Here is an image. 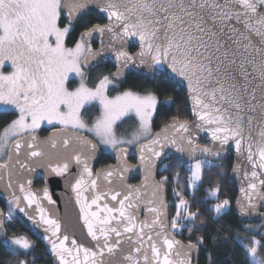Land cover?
I'll return each mask as SVG.
<instances>
[{"label":"snow or ice","instance_id":"snow-or-ice-1","mask_svg":"<svg viewBox=\"0 0 264 264\" xmlns=\"http://www.w3.org/2000/svg\"><path fill=\"white\" fill-rule=\"evenodd\" d=\"M91 2L0 0V67L7 61L13 69L9 74L0 72V111L18 112L16 119L0 133V154L5 151L19 154L22 148H26L29 158L48 156L50 171L57 176L64 175L69 163H53L37 142V137L31 135L45 120L49 124L56 121L65 129H87L99 138L101 144L118 149V166L102 169L95 176L89 158H83L81 152L72 157L83 166L72 189L76 193L87 236L95 242L94 247L78 244L75 239L71 240L72 246L69 247L66 243L69 237H60V221L49 215L41 197L24 183L19 184L22 197L13 193L9 204L34 224L45 226V232L50 233L45 239L59 264H110L105 261V255L115 256L122 251L124 242L129 243L130 250L122 256L123 264H192L190 252L197 245L191 240L185 245L169 234L168 225L162 219L165 215L162 200L160 206L148 208L154 214L150 223L138 221L132 210L141 201V187L147 185L148 175L155 168L156 161L165 155L166 147L190 156L197 152L219 156L220 152L195 143L192 135L188 134L189 123L174 120L148 143L140 145V166L148 173L144 185H123L125 173L131 165L124 159L127 150L119 146L151 134V118L156 110L157 97L153 93L141 95L133 91L109 97V86L114 84L116 76L121 75L119 69L111 78L104 75L94 88H90L85 83L81 61L87 62L89 58L102 54L103 40L101 51L94 52L90 38L94 33L101 37L107 33L113 42L130 39L139 42L140 51L136 56L123 48H115L114 43L109 44L117 63L128 67L139 59L140 65L148 63L153 69L167 65L171 73L187 81L193 111L200 122L196 127L208 131L214 143L224 146L233 141L238 154L246 152L251 172H244L248 183L240 189L246 204L240 200L237 204L240 213L247 215L256 211L257 200L264 201V191H261L264 189V0H127L126 3L105 0L98 7L106 14L108 23L96 24L81 32L74 46L67 47L65 38L73 30V21ZM64 11L68 23L61 27L58 22ZM69 73L81 77L79 87L72 91L65 86ZM93 101L99 102L101 114L89 128L80 113ZM133 112L140 121L138 132L132 140L117 138L114 131L116 122ZM254 122L261 125L255 140L252 137ZM25 136L29 142L24 140ZM75 139L95 153L97 145L80 137ZM63 144L67 147L70 139L65 138ZM51 146L55 148V142ZM204 164V161L196 160L190 165L188 181L191 187L195 188L201 181ZM0 168L6 169L8 164H0ZM234 171H239V167ZM114 180L121 182V191L100 189L99 181L112 185ZM166 182L167 177L158 184L153 182L154 197ZM27 183L30 185L31 180ZM89 191L91 198L85 195ZM219 191L217 186L210 189V194L216 196ZM176 195L179 203L176 215L171 219L172 232L181 227L182 214L185 220H195L199 215L198 211L190 210L189 202L180 193ZM109 197L117 202L118 207L110 206ZM43 198L55 203L47 188L43 189ZM22 201L25 202L24 207H21ZM145 203L152 205L153 201ZM229 204L228 199L220 200L213 205V210L221 214ZM33 206L39 216L38 221L25 210ZM0 217H4L0 218V233H3L6 231L5 219L11 221L13 217L10 213L6 217L0 213ZM238 240L251 258V264H264V260L258 259V251L264 247L261 240L253 237L246 244L242 238ZM9 241L16 251L33 247L25 235H13ZM198 242L202 243L203 237H199ZM19 264L29 262L21 260Z\"/></svg>","mask_w":264,"mask_h":264},{"label":"water","instance_id":"water-1","mask_svg":"<svg viewBox=\"0 0 264 264\" xmlns=\"http://www.w3.org/2000/svg\"><path fill=\"white\" fill-rule=\"evenodd\" d=\"M119 3H126L127 0H116ZM223 2V0H222ZM105 0H92L89 4L88 8L83 10V13L77 14V18L73 21L81 20L86 15H92L96 19H100L104 21V23L100 25H105L108 23V19L106 14L99 10L100 5H103ZM264 11V9H262ZM62 17L68 22L66 11L62 12ZM96 25V24H94ZM92 27V26H91ZM90 27V28H91ZM86 31V30H85ZM101 40H103V51L100 56L96 58H89L87 62L82 60V68L86 71L93 70L96 67L109 63L113 66L114 71L111 74L117 73L118 69L121 75L116 76L114 81H122L123 77L127 74H136L143 76L145 78L152 76L155 73L162 74L167 80H169L172 84L182 89L185 93L186 105L189 112L188 119H171L164 125H162L159 129L154 131V134L149 139H153L155 134L160 132L161 129L165 128V126L176 121H187L190 125V130L188 134H191L195 143L204 147L202 142L207 144V147L211 148L214 152L219 151V156H213L209 154L195 153L190 156L188 153H178L172 147H166L164 149L165 155L156 161L155 168L152 170L151 174L145 171L143 167L140 166L139 161V148L140 145L148 143L149 140L139 144L133 150L126 149V156L124 159L127 164L131 165V168L127 173H125V180L123 181V185H130L133 187L143 186L145 182V176L148 175V183L146 186L141 187L142 199L139 202L137 207H134L133 214L137 217L138 221H148L149 223L154 218V214L148 211L149 207L160 206L161 200L163 201V212L164 216L162 219L164 223L168 225L169 234L173 235L170 231V221L168 216V206L166 201V192L164 185L162 186V191L158 192L154 197L152 195L154 191L153 182L159 183L160 181L157 179V171L158 168L168 160H176L182 163H189L195 159H207L211 162H220L225 160L228 154H232L233 157V165L230 172V178L237 187V196L233 205V211L236 217L242 221H258L262 214L264 213V201L257 200V208L254 212H249L247 215H242L239 211V205L237 201L240 200L241 203H245L243 200V193L240 191L241 187H246L248 181L244 178V172H251V166L247 162L246 152L241 155L238 154L233 141H230L227 145L221 146L218 142H213L211 140L210 133L206 130H202L196 127L199 124V120L193 111L194 105L193 100L191 98V93L187 87V81L182 80V78L176 76L171 73V70L167 67V65L157 66L155 69L150 68L148 63L143 65L139 64V59L136 60L134 64H129L128 67H124L122 63H117L111 48L108 47L109 44L114 43L115 48H123L130 55L136 56L140 51L139 42L136 39H130L125 42L116 41L113 42L111 36L107 33L104 34L103 37L100 36L99 33H94L92 38H90V42L97 45L94 52L101 51ZM134 49L133 52H130L129 49ZM259 95V93H258ZM260 123L254 122L252 127V137L253 139L258 138V133L260 130ZM67 133V135H65ZM31 135H35L37 137V142L44 149L46 153H48L51 157L53 163L59 162H68L69 168L68 171L62 175L57 176L50 171L48 168L49 157L45 156L44 158H29L27 155V149L22 148L19 154H16L14 151L7 155V160L5 163L8 164V168H0V201L3 203H7L12 199L13 193L16 196H21L22 193L19 191V184L24 183L26 187H30L31 191L36 192L41 197V203L45 209H47L49 215L53 218H56L60 221L61 224V232L60 237L63 238L64 235L69 237V240L66 242L69 247H71V240L75 239L77 243H83L86 247H94L95 242L91 241V238L87 236V229L84 226L83 220L80 216L79 205L76 203V193L72 189V185L75 183L76 179L79 178L80 173L82 172L83 166L78 165L72 157L76 152H81L83 158H89L88 162L92 169L93 175L100 172L102 169L108 167H117L119 164V160L117 158L116 149L111 154V163L106 165H98V160L100 159L102 152L99 149L97 143L91 138L89 135L71 129L65 128H53L48 131L47 134L41 135L38 132L31 133ZM171 135V132L169 133ZM246 135H247V126H246ZM75 137H80L83 140L91 141V143L97 145L95 153H92L88 150L86 145L81 144ZM65 138L70 139V144L65 147L63 144V140ZM24 140L28 141V137L25 136ZM55 142L56 147L53 148L51 145ZM11 147V144L9 148ZM11 154L12 159L9 160V155ZM19 161V162H17ZM21 165H25V167H21ZM239 167V171H234V168ZM31 180V184L28 185L27 181ZM40 183L39 186L36 183ZM11 183V187L9 184ZM100 184V189L102 191L107 192L109 188H113L116 191L122 190V185L119 180H114L112 185H107L103 181L98 182ZM47 188L48 193L52 198V201L55 203H49L47 199L43 198V189ZM264 191V189H261ZM86 196L91 198L92 193L86 192ZM148 200H152L153 204L148 205L145 202ZM108 202L110 206H117L116 201H111L110 197L108 198ZM25 206V202L22 201L21 207ZM29 215L35 216L36 220H39V216L35 211V206L32 208L25 209ZM0 213L5 214V209L0 204ZM14 219L29 233L35 240H37L43 247L44 252L49 258L50 264H59V261L56 259L54 254L51 252V245L48 240L45 239L46 236H49L50 233L45 232L44 225L34 224L33 221L29 220L24 213H21L19 209L15 206L13 208ZM4 218V217H0ZM5 225V224H4ZM176 239H178L175 236ZM179 240V239H178ZM184 243V242H183ZM1 244L4 247H8L7 239H3ZM185 245L187 243H184ZM196 244V243H194ZM197 247L191 250L190 255L192 257V264H198V257L202 252L201 246L196 244ZM130 250V245L128 242H124L122 244V251H118L115 256L105 255V261L110 262V264H123L122 256L126 254Z\"/></svg>","mask_w":264,"mask_h":264},{"label":"trees","instance_id":"trees-1","mask_svg":"<svg viewBox=\"0 0 264 264\" xmlns=\"http://www.w3.org/2000/svg\"><path fill=\"white\" fill-rule=\"evenodd\" d=\"M95 23H102L100 19L87 15L76 23L75 29L67 37V43L73 44L79 38L81 32L85 31ZM133 52L134 49H129ZM114 68L106 63L96 67L89 79V84L93 87L104 75H111ZM131 90L138 93H153L157 97V106L152 118V128L154 131L171 119H188L189 112L186 105L185 93L167 80L162 74L155 73L150 77H143L136 74H127L123 77L119 86L111 88L109 95L114 96L119 91ZM98 106L91 104L84 109V115L91 121L98 116ZM17 117L16 112H0V131L13 119ZM135 118L127 116L117 124V131L120 134H126L135 127ZM203 146H207L202 142ZM111 155L102 153L98 160V165L111 163ZM233 165L232 154H228L225 160L220 162H211L208 167L203 168L202 179L195 188H191L187 178L188 164L176 160H168L163 163L157 171V179L161 181L167 177L164 185L166 192V201L168 206V216L171 219L176 215L177 204L180 195L189 202L191 211H198L199 215L195 220L183 219V214L179 223L181 227L171 233L184 243L189 240L201 246L202 252L198 257V264H250L246 253L239 243L238 238L246 239L249 236L262 237L257 233L250 232L246 224H256L264 220V213L258 221H242L236 217L233 211V205L237 196V187L230 178V172ZM38 183L37 185H39ZM219 186L220 191L216 196L209 193V189ZM191 195V197H189ZM221 198L230 201L228 209L223 213L217 214L213 210L215 202ZM0 204L6 212L12 213L7 203ZM5 234L7 236L27 234V231L14 219L5 222ZM191 229V232H189ZM203 237V242H198V238ZM34 247L32 250L23 254L21 252L12 253L4 247L0 241V264H19V261L26 260L34 264H50L49 258L44 252L42 245L33 237ZM262 245H264V240ZM259 260H264V247L258 251ZM32 260V261H31Z\"/></svg>","mask_w":264,"mask_h":264},{"label":"rangeland","instance_id":"rangeland-1","mask_svg":"<svg viewBox=\"0 0 264 264\" xmlns=\"http://www.w3.org/2000/svg\"><path fill=\"white\" fill-rule=\"evenodd\" d=\"M86 30H87V29H86ZM109 76H110V75H109ZM74 78H75L76 80L79 79V81H81V77L78 76V75H76V77H74ZM110 78H111V76H110ZM113 85H114V84H113ZM113 85H110V86H109L108 91H109L111 88H116V86H113ZM74 87H78V86H74ZM89 87H90V88H94L95 86H93V87H92V86H89ZM125 91H128V90H125ZM129 91H131V90H129ZM122 92H124V91H119V92H118L116 95H114V96L109 95V92H107V95H108L109 97H115V96L121 94ZM136 93H138V92H136ZM139 94H141V95H145V94H148V93H145V94L139 93ZM91 104H95V105L98 106V111H99V113H98V116H97V117H95L93 120L89 121V120H87L88 117H87L86 115H84V109H85L87 106L91 105ZM91 104L85 105V106L81 109V111H82V117H81V119H82V121H83V122H84L89 128L94 124L95 120H96V119L100 116V114H101V108H100L99 102H98V101H93ZM153 115H154V113H153ZM153 115H152V118H153ZM80 116H81V114H80ZM127 116H133V117L135 118V122H136L135 127H134L133 129H131L129 132H127L126 134H120V133L117 131V124H118L122 119L126 118ZM84 117H85V118H84ZM83 118H84V119H83ZM152 118H151V134H150V135H148V136H146V137H145V136H141V138L139 139V141H134L133 143H125V144L120 145L119 147H120V148H127V149H129V150H133V149H134L136 146H138L139 144H141V143H143V142L149 140V139L152 137V135L154 134V129L152 128ZM15 119H16V118H15ZM122 119H121V120H118V121L116 122L115 126H114L115 134H116L117 138H121V139H124V140H126V141H128V140H132V139H133V135H134L135 133L138 132L139 127H140V121H139V118H138V117L135 115V113L133 112V113H129L128 115L124 116ZM8 124H9V123H8ZM6 126H7V125H6ZM6 126H5V127H6ZM39 127H40V128H41V127H45V128H50V127L64 128L62 125H60V124H59L58 122H56V121H53L51 124H49L46 120H45V121H42ZM3 129H4V128H3ZM3 129L0 131V133L3 132ZM37 129H38V128H37ZM67 129L77 130V131H80V132H83V133L89 135L91 138L94 139V141L97 143L99 149H100L101 152L104 153V154H109V155H111V154L115 151V150L112 149L111 147H108V146H105V145L101 144L100 141H99V138L96 137L95 134H94L93 132H90V131H88L87 129H73V128H71V127L67 128ZM9 146H10V144H9ZM7 155H8V151H5V152H3L2 154H0V164H3V163L6 162V160H7ZM196 160L203 161V159H195V160L189 162V164H188V165H189V168H190V165H191V164H194ZM197 183H198V182H197ZM190 187H191V186H190ZM191 188H192V187H191ZM209 193H210V189H209ZM8 206H9L10 208H13V207H14V205L9 204V202H8ZM7 214H9V213L6 212V213H5V217L7 216ZM10 214H11V213H10ZM11 215H12V214H11ZM5 222H8V220L5 219ZM245 227H246L250 232L259 234V235L262 237V239L264 240V220L261 221V222H259V223H256V224H250V223H248V224H246ZM2 234H3V233H0V239H1V238H5V237L2 236ZM20 235H21V234H20ZM22 235L27 236V237L32 241V243H33V247H34V242H33V240L31 239V237H30L29 235H26V234H22ZM1 236H2V237H1ZM253 237H254L255 239L261 240V242H263L262 239L258 238L257 236H249L248 238L243 239V240H244V243H245V244L248 243L249 240H250L251 238H253ZM241 246H242V245H241ZM33 247H32V248H33ZM242 247H243V246H242ZM32 248H30V249H28V250L20 249L19 251H16L15 246H14V245H11L8 249H9V251L12 252V253L21 252V253H23V254H27V253H29V252L32 250ZM243 249H244V247H243ZM244 251H245V253H246V250H245V249H244ZM246 256H247V255H246ZM247 258H248L249 263L251 264V258L248 257V256H247ZM258 259H259V258H258ZM31 261H32V260H31ZM29 264H31V262H30Z\"/></svg>","mask_w":264,"mask_h":264},{"label":"flooded vegetation","instance_id":"flooded-vegetation-1","mask_svg":"<svg viewBox=\"0 0 264 264\" xmlns=\"http://www.w3.org/2000/svg\"><path fill=\"white\" fill-rule=\"evenodd\" d=\"M87 16V15H86ZM85 16V17H86ZM83 19V18H82ZM80 21V20H79ZM102 21V20H101ZM78 21H76L75 23H73V30H71L70 31V33H72L73 31H74V29H75V26H76V23H77ZM59 25L61 26V27H64L68 22H66L65 21V19L62 17V15H61V18H60V20H59ZM102 23H104V21H102ZM102 23H95V24H102ZM94 25V24H93ZM92 25V26H93ZM90 28V27H89ZM69 33V34H70ZM68 37V36H67ZM67 37L65 38V45L67 46V47H73L74 46V44L75 43H73V44H68L67 43ZM91 47H92V49H95L96 47H97V45L96 44H94V43H91ZM83 60V59H82ZM81 63H82V61H81ZM81 67H82V65H81ZM94 70V69H93ZM93 70H89V71H86V70H84L83 68H82V71H83V73H84V80H85V83L87 84V86L89 87V86H91L90 84H89V79H90V77H91V75H92V72H93ZM13 71V69H12V67H11V63L10 62H5V64L2 66V67H0V72H3L4 74H9V73H11ZM111 76V75H110ZM74 77H76V74L75 73H69V75H68V79L66 80V82H65V86L68 88V90L69 91H72V90H75L77 87H74V86H78L79 87V85H80V82L81 81H79V79L78 80H76ZM120 83H121V81H118V82H116V81H114V85L113 86H119L120 85ZM0 112H3V111H0ZM10 112H16L17 113V116H18V112L17 111H15V110H12V111H8V112H6V113H10ZM81 117H82V111H81ZM85 118V117H84ZM83 118V119H84ZM88 120V119H87ZM53 128H55V127H50V128H45V127H39L38 129H36V131L35 132H38V133H40L41 135H45V134H47L48 133V131L50 130V129H53ZM39 183V182H38ZM38 183H36V185L38 184ZM40 185V184H39ZM39 185H37V186H39ZM10 201V200H9ZM8 201V202H9ZM12 214V213H11ZM13 217H14V215H13ZM13 220V219H12ZM11 220V221H12ZM22 235V234H21ZM27 235V234H26ZM2 236L3 237H5V238H1L0 239V241H2L3 239H7V241H8V247H6V248H9L10 246H11V244H10V241H9V238L11 237V236H7L6 234H5V232H3V234H2ZM1 236V237H2ZM31 239H32V237H31ZM33 240V239H32Z\"/></svg>","mask_w":264,"mask_h":264},{"label":"built area","instance_id":"built-area-1","mask_svg":"<svg viewBox=\"0 0 264 264\" xmlns=\"http://www.w3.org/2000/svg\"><path fill=\"white\" fill-rule=\"evenodd\" d=\"M204 162H205V164H204V167H208L209 165H210V161H208V160H203ZM186 172H187V178L190 176V168H189V166H187V170H186ZM189 197H191V195H189ZM225 198H221V199H219V200H217L216 202H215V204L217 203V202H219L220 200H224Z\"/></svg>","mask_w":264,"mask_h":264}]
</instances>
